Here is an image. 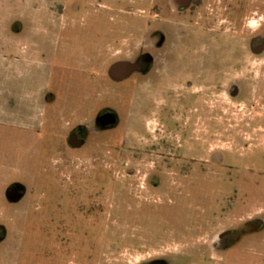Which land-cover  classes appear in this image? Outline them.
<instances>
[{
	"label": "rangeland",
	"instance_id": "rangeland-1",
	"mask_svg": "<svg viewBox=\"0 0 264 264\" xmlns=\"http://www.w3.org/2000/svg\"><path fill=\"white\" fill-rule=\"evenodd\" d=\"M8 1L0 264H264V42L250 46L262 0H249L244 29L229 23L227 0H203L186 17L180 7L192 0H79L66 17L63 0H33L29 12ZM142 54L144 74L109 78L115 61ZM179 87L187 99L198 93L184 134L163 122L162 90ZM105 105L121 122L90 125L86 143L71 145L74 121ZM190 137L201 148L186 151L201 159L184 166L173 153L194 146Z\"/></svg>",
	"mask_w": 264,
	"mask_h": 264
},
{
	"label": "flooded vegetation",
	"instance_id": "flooded-vegetation-1",
	"mask_svg": "<svg viewBox=\"0 0 264 264\" xmlns=\"http://www.w3.org/2000/svg\"><path fill=\"white\" fill-rule=\"evenodd\" d=\"M0 4H3L4 0H0ZM64 4L59 8V14L62 16H69V13H73L77 8L79 9L81 6L79 4V0H63ZM170 0H166L167 3H169ZM203 0H192L190 1L188 4H182L180 7V14L184 15V17H186V12L190 11L191 14H194L195 11L197 9L200 8V5L202 4ZM227 9H228V18H229V23L235 27H239V28H246L249 26V23H247L248 18H249V0H227ZM10 1L6 0V4L7 6H9ZM19 4L20 6L24 9L26 8V10H30L31 8H36L38 7L37 2L33 1V0H19ZM54 9V6L52 7ZM56 11H58V8H55ZM260 9L261 11L264 13V0H262V3L260 4ZM25 11V10H24ZM26 11V12H27ZM29 12V11H28ZM25 14V12L23 13ZM260 19H263L262 16H258ZM259 33L255 34L251 41H250V46L252 47V49L255 51V47L258 43V41H263L264 42V19L263 22L260 23L259 25ZM229 49L232 48L233 50L235 49V51H238V45L237 46H228ZM258 53H264V46L262 49H258L257 50ZM144 58H148L147 56L145 57V55H140L139 57H136L132 60V55L128 58H124V59H118L117 61H115L112 65H110L109 70H108V75L109 78L112 79L113 81L116 82H120L122 80H124L126 77H128L129 75H131V73H133V71H137V72H141V73H145L144 70H142L141 65L143 62ZM184 59H191V58H187L185 57ZM195 61L196 58H193ZM227 59L229 60V62H234V60H242V57L240 58V56L235 55V56H229L227 57ZM157 65V63L155 62V58L149 54V72L155 68ZM125 69H129L130 71L126 72ZM132 70V71H131ZM103 76L105 78V72H103ZM180 79V78H178ZM245 79V78H244ZM233 86V85H232ZM237 88L236 85L233 86V89ZM232 89V90H233ZM94 91V90H93ZM163 91V105H162V111H163V115H164V124L166 126L167 129L169 130H173V131H181L184 132V128L186 127V123L187 120H185L186 115L189 116L188 113H193L192 115L194 117H196V108H194V104L196 101V98H194L198 93H189V98L187 99L184 92V88L183 87H179V88H170V89H164ZM183 91V92H182ZM195 92V91H194ZM199 92V90H198ZM233 92V91H232ZM235 92V91H234ZM91 94V92H90ZM88 94V98L91 102H99V97H97L95 99V101L93 100L94 98L92 97L93 95H97L98 93H92V95ZM189 100V101H188ZM264 101V95H262V99ZM95 104V103H94ZM92 103V106H95ZM101 106V105H100ZM189 106V108L192 106V110L191 109H186V107ZM260 108H262L264 110V104L260 106ZM94 108H92L90 111H88V116L82 119H76L74 121V127L72 128V130L69 133L68 139L71 145L75 146H79V145H84L86 143V138L82 137V133L84 131H89L90 125L96 124L98 127V130L101 129H107L108 127H115L117 126V124H119L120 121V114L116 109H113L111 106H102L100 108H95L96 109V114H94V116H91V113L95 110H93ZM105 115H109L111 119H105L104 116ZM198 123L195 122V120H190V126L193 127L195 125H197ZM261 126L262 129H264V120H261ZM189 126V127H190ZM184 138V135H183ZM191 139H193V145L191 147H187L184 146L182 143L179 144V146L176 147L177 152L173 153L175 160H177V162H183L184 166H185V162L187 160V158H189L190 160L193 161V163H195L197 160H200L201 158L198 156H193L192 154H190L189 152L186 151V149L188 148H196L200 146V142L198 141L200 139V137H190ZM185 139V138H184ZM182 140V139H180ZM168 142V140H167ZM169 154L171 155L172 153L169 152ZM221 157V158H220ZM215 158V157H214ZM213 158V159H214ZM219 160H221V162H223V158L222 156H219ZM217 162V161H215ZM187 168H178L177 173H179L180 175H186ZM204 171V170H203ZM159 175V173H158ZM161 175V174H160ZM154 185H157V183L155 182ZM225 209L226 213H229V211L232 209V207L229 205L223 206ZM226 235L229 234H224L223 232L219 234V239L221 240L223 237H225ZM165 264L164 261L158 260V259H151L149 261H146L143 264Z\"/></svg>",
	"mask_w": 264,
	"mask_h": 264
}]
</instances>
